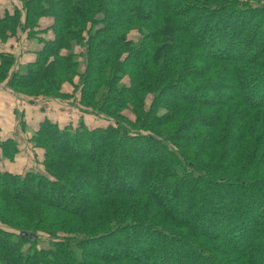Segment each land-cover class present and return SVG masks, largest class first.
Returning a JSON list of instances; mask_svg holds the SVG:
<instances>
[{
    "label": "trees",
    "instance_id": "1",
    "mask_svg": "<svg viewBox=\"0 0 264 264\" xmlns=\"http://www.w3.org/2000/svg\"><path fill=\"white\" fill-rule=\"evenodd\" d=\"M17 1L0 42L40 48L0 83L102 124L45 120L42 172L0 171V264H264V0Z\"/></svg>",
    "mask_w": 264,
    "mask_h": 264
},
{
    "label": "crops",
    "instance_id": "2",
    "mask_svg": "<svg viewBox=\"0 0 264 264\" xmlns=\"http://www.w3.org/2000/svg\"><path fill=\"white\" fill-rule=\"evenodd\" d=\"M20 9L17 0H0V13L13 9ZM48 18L39 21V29L46 30L50 27ZM40 44L31 41L25 33H16L14 36L0 42V55L13 57L14 63L11 71L23 67L34 58V52ZM63 93H70V87H63ZM35 103V104H34ZM27 102L22 97L15 95L6 87V81L0 83V143L12 140L18 145V153L12 162L3 158L0 148V171L12 174H25L29 171L42 172L39 164L43 151L34 149L29 143L31 134L39 125L48 120L60 128L76 124L82 119L86 126L101 125L90 115H81L76 109L58 102L34 101Z\"/></svg>",
    "mask_w": 264,
    "mask_h": 264
},
{
    "label": "rangeland",
    "instance_id": "3",
    "mask_svg": "<svg viewBox=\"0 0 264 264\" xmlns=\"http://www.w3.org/2000/svg\"><path fill=\"white\" fill-rule=\"evenodd\" d=\"M129 182H130V180H128ZM127 181V182H128ZM111 184H112V181L110 182ZM107 184V187H110L111 186V184ZM235 192H236V189H234V190H230L229 192H228V194L226 195V194H224V192H220V193H218V195L216 194V195H213V197H206V199H208L209 201H218V203H219V205L220 206H222L223 208L225 207V206H230V205H237V201H235L232 197H234L235 196ZM171 195V192H169V193H166V196H170ZM175 196V195H174ZM171 201H169V203H170ZM203 210H205V211H207L208 210V208H207V205H203ZM223 208H221V210H224ZM183 209L185 210V209H187L188 211V214H187V218L188 217H190V215H191V212H190V215H189V211H191L192 210V207H183ZM203 220H206L207 221V215H205V216H203ZM138 248H142V247H140V245H138Z\"/></svg>",
    "mask_w": 264,
    "mask_h": 264
},
{
    "label": "water",
    "instance_id": "4",
    "mask_svg": "<svg viewBox=\"0 0 264 264\" xmlns=\"http://www.w3.org/2000/svg\"><path fill=\"white\" fill-rule=\"evenodd\" d=\"M21 237H22V238H27V235L24 234V233H22V234H21ZM28 238H29V240H34L35 237H33V236H29Z\"/></svg>",
    "mask_w": 264,
    "mask_h": 264
}]
</instances>
